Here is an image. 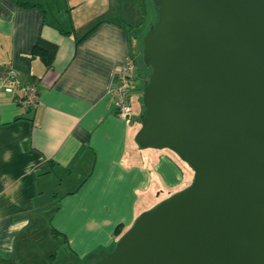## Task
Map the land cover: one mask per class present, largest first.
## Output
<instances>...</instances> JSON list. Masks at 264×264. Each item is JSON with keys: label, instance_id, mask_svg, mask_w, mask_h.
<instances>
[{"label": "crops", "instance_id": "1", "mask_svg": "<svg viewBox=\"0 0 264 264\" xmlns=\"http://www.w3.org/2000/svg\"><path fill=\"white\" fill-rule=\"evenodd\" d=\"M112 1L86 0L99 20L76 43L85 1L0 0V264L46 262L34 251L47 233L62 241L69 264H93L112 250L116 230L121 236L190 184V167L170 150H135V93L132 115H115V74L135 63L131 29L143 1ZM38 40L57 48L50 68L29 56ZM7 67L36 86L34 108L2 90Z\"/></svg>", "mask_w": 264, "mask_h": 264}, {"label": "water", "instance_id": "2", "mask_svg": "<svg viewBox=\"0 0 264 264\" xmlns=\"http://www.w3.org/2000/svg\"><path fill=\"white\" fill-rule=\"evenodd\" d=\"M151 3L133 141L193 179L93 264H264V0Z\"/></svg>", "mask_w": 264, "mask_h": 264}, {"label": "rangeland", "instance_id": "3", "mask_svg": "<svg viewBox=\"0 0 264 264\" xmlns=\"http://www.w3.org/2000/svg\"><path fill=\"white\" fill-rule=\"evenodd\" d=\"M70 1H71L70 3L72 4L78 0H70ZM83 1H85L84 8L82 9L83 15L80 18H77L75 20L76 22L75 31H76L77 37L82 36L89 29V27L93 25L92 23H94V21L96 22L99 20L97 18L98 17L97 13H94L87 9V5L89 2L86 3V0H83ZM140 1L141 2L143 1V3L140 4L142 8L140 9V12L136 13L135 19L133 21V27H136V29L132 28L131 31L134 33V31L136 30L134 44L136 43L137 45L136 46L137 47V57L135 58V68L137 71L138 81H137V87L133 93H135L139 97L140 102L138 106L141 109V113H142L143 110H142L141 98H140L141 90L143 89V81L148 79L150 71H149V68L146 67L145 64L143 63V59L140 53L141 52L140 40L142 39L146 30L150 27V24L152 23L154 19V14L151 8V0H140ZM63 20L60 21V25L62 27H67V24H63ZM48 21H52V20L48 18ZM124 23L130 24L129 21H125V20H124ZM133 53H134V50H133ZM180 164L181 166L186 168V164H184L183 162H180ZM188 170H189L190 179H191L193 176V171L190 168H188ZM65 189H66V186H64L63 190ZM46 225H47V221H46ZM45 228H47V226H45ZM44 237H45V241L40 243V245H37L34 253H37L36 255L39 257H43L45 255L46 262H44L43 260H38V264H43V263L44 264H69L70 258L65 253L66 250H65V247L62 241L60 239L52 238L51 236H49L48 233ZM113 249L114 247L112 248V250ZM50 255H56V259L55 260L49 259Z\"/></svg>", "mask_w": 264, "mask_h": 264}, {"label": "built area", "instance_id": "4", "mask_svg": "<svg viewBox=\"0 0 264 264\" xmlns=\"http://www.w3.org/2000/svg\"><path fill=\"white\" fill-rule=\"evenodd\" d=\"M115 80L116 83L111 91L115 115L122 120H127L132 115L131 97L138 81L133 59H128L117 69ZM2 90L7 94L19 92L16 102L21 108L30 109L36 106L38 99L36 86L20 83L17 74L10 67L5 70Z\"/></svg>", "mask_w": 264, "mask_h": 264}, {"label": "trees", "instance_id": "5", "mask_svg": "<svg viewBox=\"0 0 264 264\" xmlns=\"http://www.w3.org/2000/svg\"><path fill=\"white\" fill-rule=\"evenodd\" d=\"M151 8H152V11H153V14H154V19H153V21H152V23L150 24V26L155 22V9H154V7L152 6V3H151ZM94 28V27H93ZM92 28V29H93ZM92 29H90L87 33H85L81 38H79V39H77L76 40V43H79L83 38H85L87 35H88V33L90 32V31H92ZM149 29V28H148ZM147 29V30H148ZM147 30H146V32H147ZM60 33H62V34H66V33H63L61 30L59 31ZM145 32V33H146ZM145 35V34H144ZM143 35V36H144ZM141 48V47H140ZM56 46L55 45H53V44H51V43H48V42H45V41H43V40H38V42L32 47V49H31V51H30V54H29V56H30V58H34V59H38L40 62H42L43 64H44V66L46 67V68H50L51 67V64H52V61H53V59H54V56H55V53H56ZM141 53V52H140ZM142 91V90H141ZM135 144V143H134ZM135 147H136V149L135 150H138V149H140V148H138L136 145H135ZM172 152V151H171ZM174 153V152H173ZM175 154V153H174ZM176 155V154H175ZM177 156V155H176ZM177 158L181 161V162H183L184 164H186L184 161H182L178 156H177ZM187 165V164H186ZM192 170V169H191ZM193 171V170H192ZM192 179H193V176H192V178H191V181H190V184H191V182H192ZM189 184V185H190ZM188 185V186H189ZM187 186V187H188ZM187 187H185V188H187ZM185 188H183L182 190H184ZM182 190H180V191H182ZM179 191V192H180ZM160 204V203H159ZM158 205V204H157ZM155 207V206H154ZM152 209V208H151ZM52 235H54V236H56L57 237V235L58 234H56L55 232H53L52 231ZM116 236L118 237V239L121 237L120 236V231L119 230H116Z\"/></svg>", "mask_w": 264, "mask_h": 264}]
</instances>
